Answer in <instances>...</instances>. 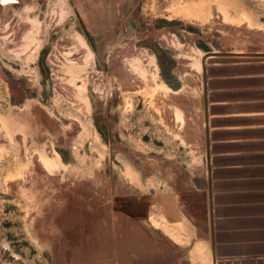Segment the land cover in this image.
<instances>
[{
    "label": "rangeland",
    "instance_id": "1",
    "mask_svg": "<svg viewBox=\"0 0 264 264\" xmlns=\"http://www.w3.org/2000/svg\"><path fill=\"white\" fill-rule=\"evenodd\" d=\"M137 262L264 264V0H0V264Z\"/></svg>",
    "mask_w": 264,
    "mask_h": 264
},
{
    "label": "bare ground",
    "instance_id": "2",
    "mask_svg": "<svg viewBox=\"0 0 264 264\" xmlns=\"http://www.w3.org/2000/svg\"><path fill=\"white\" fill-rule=\"evenodd\" d=\"M3 1H5V0H3ZM4 3V2H3ZM48 163V162H47ZM49 165V164H48ZM62 166H64V165H62ZM45 167V166H44ZM63 169V168H62ZM125 176V175H124ZM48 179H50L49 177H47ZM49 181V180H48ZM53 181V180H52ZM60 181H62V179L60 180ZM43 183V182H42ZM60 183V182H59ZM36 186V185H35ZM39 187H40V185H39ZM73 187H75L76 188V186H73ZM41 188V187H40ZM73 190V189H72ZM109 193V192H108ZM107 193V194H108ZM102 194H104V193H102ZM110 194V193H109ZM100 196H102V195H100ZM107 196V195H106ZM95 197H98L97 195L95 196ZM105 198V197H104ZM94 199V198H93ZM96 199V198H95ZM100 199V198H99ZM103 199V198H102ZM97 200V199H96ZM101 200V199H100ZM93 201V200H92ZM107 201V200H106ZM97 202V201H96ZM100 203H102L103 201H99ZM93 203H95V201L93 202ZM104 203H105V200H104ZM70 204V203H69ZM74 204V203H73ZM72 204V205H73ZM103 204V203H102ZM66 205H67V203H66ZM74 206V205H73ZM80 206H81V204H80ZM99 206V205H98ZM78 207V206H77ZM65 209V208H64ZM105 209V208H104ZM102 210H103V208H102ZM118 221V220H117ZM131 221V220H130ZM113 222H115V221H113ZM136 223V222H135ZM127 224V223H126ZM113 225V224H112ZM114 226H116V225H114ZM114 226H112V227H114ZM111 227V226H110ZM111 227V228H112ZM119 227V226H118ZM116 228V227H115ZM123 228V227H122ZM109 229V228H108ZM135 229V228H134ZM113 231H114V229H113ZM121 231H122V229H121ZM125 231V230H124ZM137 231H138V229H137ZM133 232V231H132ZM108 233H109V231H108ZM117 233V232H116ZM119 233H121L120 231H119ZM127 233V232H126ZM125 233V234H126ZM130 233H131V231H130ZM129 233V234H130ZM69 234V233H68ZM76 234V233H75ZM104 234H105V231H104ZM70 235V234H69ZM109 235V234H108ZM107 235V236H108ZM125 236H127V235H125ZM74 237H76V236H74ZM74 237H73V239H74ZM120 237V236H119ZM132 237V236H131ZM133 237H134V235H133ZM137 237H138V235H137ZM136 237V238H137ZM109 238H110V236H109ZM121 238V237H120ZM70 239V238H69ZM68 239V240H69ZM126 239H127V237H126ZM71 240H72V238H71ZM112 241V240H111ZM121 241V240H120ZM127 242H128V240H127ZM93 244H95V243H93ZM114 244V243H113ZM111 245V246H114V245ZM94 246V245H93ZM109 246V245H108ZM129 247H130V245H129ZM110 248V247H109ZM126 248H127V246H126ZM117 249H120V247L119 248H117ZM130 250H132V253H133V249L131 248ZM118 254H119V252H118ZM121 254V253H120ZM133 255V254H132ZM199 257H200V259H202L203 257H202V255H201V252L199 253ZM136 258V257H135ZM138 262H139V259H138ZM138 262H137V264H138ZM140 263V262H139Z\"/></svg>",
    "mask_w": 264,
    "mask_h": 264
},
{
    "label": "water",
    "instance_id": "3",
    "mask_svg": "<svg viewBox=\"0 0 264 264\" xmlns=\"http://www.w3.org/2000/svg\"><path fill=\"white\" fill-rule=\"evenodd\" d=\"M212 200V196H211V194H210V201Z\"/></svg>",
    "mask_w": 264,
    "mask_h": 264
}]
</instances>
